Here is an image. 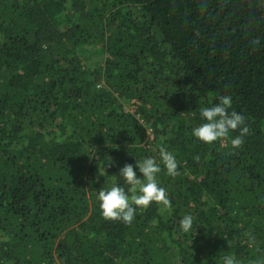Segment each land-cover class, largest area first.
I'll list each match as a JSON object with an SVG mask.
<instances>
[{"label":"trees","instance_id":"trees-1","mask_svg":"<svg viewBox=\"0 0 264 264\" xmlns=\"http://www.w3.org/2000/svg\"><path fill=\"white\" fill-rule=\"evenodd\" d=\"M96 46L104 58L91 72L78 56ZM221 95L249 127L238 149L239 129L210 145L191 134ZM161 146L179 164L178 176L162 165L157 175L171 211L104 219L98 191L127 190L120 169L159 162ZM229 254L264 258V0H0V264Z\"/></svg>","mask_w":264,"mask_h":264},{"label":"clouds","instance_id":"clouds-1","mask_svg":"<svg viewBox=\"0 0 264 264\" xmlns=\"http://www.w3.org/2000/svg\"><path fill=\"white\" fill-rule=\"evenodd\" d=\"M252 46L260 45L259 38L249 42ZM232 97L221 95L218 103L200 109V117L204 123L192 130V136L204 144H213L217 141H226L230 133L239 129V135L231 138V147L238 149L244 144V137L249 134V127L245 125V117L231 110ZM163 166L170 177H176L179 164L175 155L168 151L165 146L159 148V162L156 157L144 158L133 165L125 164L119 172L123 178L127 190L113 183L110 188H101L97 194L99 207L104 219L108 221H121L130 225L136 214L137 208L147 209L151 204L162 205L164 209L171 211V200L165 188L161 187L157 175ZM135 169L139 170L142 178L137 177ZM195 217L186 214L180 220V228L184 233L192 231ZM250 243H254L250 238ZM223 264H241L235 255H225ZM251 264H264V258H259Z\"/></svg>","mask_w":264,"mask_h":264},{"label":"rangeland","instance_id":"rangeland-1","mask_svg":"<svg viewBox=\"0 0 264 264\" xmlns=\"http://www.w3.org/2000/svg\"><path fill=\"white\" fill-rule=\"evenodd\" d=\"M64 12H62V15L56 16V21L59 22L60 18L63 17ZM87 48V47H86ZM79 59L85 69H88L91 72H99V68L102 64L104 56H102L101 51L99 50V47H92L87 48L84 52L79 54ZM123 110L124 112H133L135 110V106L133 102H124L123 101ZM146 126V125H145ZM147 127V126H146ZM148 129V127H147ZM147 141L149 143L152 142L154 139V134L151 132V130H147Z\"/></svg>","mask_w":264,"mask_h":264}]
</instances>
